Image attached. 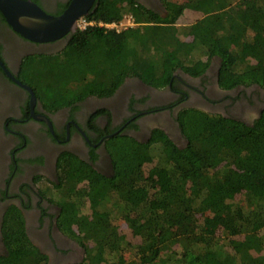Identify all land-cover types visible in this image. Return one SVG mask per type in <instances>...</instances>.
<instances>
[{
    "label": "trees",
    "instance_id": "obj_1",
    "mask_svg": "<svg viewBox=\"0 0 264 264\" xmlns=\"http://www.w3.org/2000/svg\"><path fill=\"white\" fill-rule=\"evenodd\" d=\"M162 1L164 17L136 0H96L85 18L110 22L127 12L137 26L121 32L98 26L78 30L57 53L26 57L21 73L31 77L30 85L50 109L110 95L127 76L163 87L176 68L168 67L167 58L186 55L176 22L198 0ZM205 1L210 9L202 22L183 28L186 35H199L206 58L196 65L203 71L218 55L223 87L264 88V0ZM180 120L186 148L157 130L154 146L118 147L115 177L76 190L74 175L69 176L67 226L76 225L73 234L86 244L81 264H264V110L250 125L197 110H186ZM146 160L155 165L147 173ZM237 195L243 198L236 200ZM87 201L91 213L84 214ZM11 215L3 224L7 252L0 264H47L25 231L22 214ZM120 219L143 239L132 260L123 256L131 243L120 232Z\"/></svg>",
    "mask_w": 264,
    "mask_h": 264
},
{
    "label": "flooded vegetation",
    "instance_id": "obj_2",
    "mask_svg": "<svg viewBox=\"0 0 264 264\" xmlns=\"http://www.w3.org/2000/svg\"><path fill=\"white\" fill-rule=\"evenodd\" d=\"M32 1L60 15L71 0ZM136 1L162 17L167 15L162 0ZM69 35L35 42L16 32L0 12V58L9 72L0 65V256L7 252L2 231L5 217L21 213L29 239L47 257V264L83 263L86 244L73 234L76 225L72 224V230L67 226L72 221L67 214L72 203L68 200L61 205L52 198L65 189L70 175H74L76 190H84L94 180L115 177L118 147L124 149L133 142L152 144L157 130L178 148H186L189 141L180 120L186 110L247 125L264 110L262 86L221 85L218 55L211 57L203 71L197 65L176 67L163 87L127 76L110 95H89L50 109L21 80L23 61L41 53H57ZM24 85L33 90L34 101Z\"/></svg>",
    "mask_w": 264,
    "mask_h": 264
},
{
    "label": "water",
    "instance_id": "obj_3",
    "mask_svg": "<svg viewBox=\"0 0 264 264\" xmlns=\"http://www.w3.org/2000/svg\"><path fill=\"white\" fill-rule=\"evenodd\" d=\"M95 0H71L60 15H52L32 0H0V12L6 22L23 37L35 42H52L78 31L81 17L89 14ZM0 65L8 70L0 58ZM19 84L21 82L17 80ZM32 100L35 94L30 86Z\"/></svg>",
    "mask_w": 264,
    "mask_h": 264
},
{
    "label": "rangeland",
    "instance_id": "obj_4",
    "mask_svg": "<svg viewBox=\"0 0 264 264\" xmlns=\"http://www.w3.org/2000/svg\"><path fill=\"white\" fill-rule=\"evenodd\" d=\"M209 9H210V7L208 6V3L205 0L204 1L198 0L194 4L193 8H187L183 12V14L178 18V20L176 22V26L180 29V32H182L180 34V39L185 43L184 48L182 47L183 49H180L181 50L180 52H182V50H184V53H186V55L181 56V55H177L176 53H173L171 55V57L167 58L169 60V62L171 63L168 66L170 69L172 67H175V66L176 67L180 66V65L177 66V64L179 62L180 63L182 62L184 64V66H187V65L193 66V65H196L198 62H201L202 60H204L206 58V57H204V59H202L203 58L202 47H201L200 43L197 42L199 35L195 34L194 32H191L190 34L186 35L183 33V28L190 27V26L197 27L202 22V19L204 18V16L206 14H208ZM200 31L202 32V30H200ZM20 78L24 83H27L29 85L31 84L30 83L31 81H29L31 79V77L28 78V74H26L25 72H23V74L21 73ZM190 113L191 112H188V114H190ZM185 120H188V119L186 118ZM182 121H184V117H183ZM188 124L190 125V123H188ZM151 145H153V144H151ZM116 154L120 155V152H116ZM131 156H132L131 154H128V156L126 158H129ZM154 166L155 165L153 163H151L150 161L146 160L143 162V169L146 173L148 171H150V169ZM125 169H127V168H125ZM45 191H46V194L51 193L48 188ZM53 195L54 196H52V198L53 199H59V203H61V205H65L66 202L69 200L68 198H70L68 191L65 189H62L59 193L55 192V194L53 193ZM242 198H243L242 195H237L236 200L237 199L239 200ZM89 204H90V201H87L82 206V212L84 214L91 213V209L88 208ZM8 214H13V213H8ZM116 223L118 224L120 232L126 237L127 241L129 243H131V248L125 250L123 252V256L127 260H132L135 257L134 256V249L142 243L143 239L140 236L134 235V233L132 232V229L127 225L125 220L120 219V220H117ZM73 231L75 233L77 232L76 227L74 228ZM177 248H178V246H176V249Z\"/></svg>",
    "mask_w": 264,
    "mask_h": 264
},
{
    "label": "built area",
    "instance_id": "obj_5",
    "mask_svg": "<svg viewBox=\"0 0 264 264\" xmlns=\"http://www.w3.org/2000/svg\"><path fill=\"white\" fill-rule=\"evenodd\" d=\"M93 26L104 28L107 31L113 30L116 32H121L137 26V22L134 16L127 12L124 13L120 19L110 22L104 20L87 19L85 17H81L78 20V24H77L78 30H86L87 28Z\"/></svg>",
    "mask_w": 264,
    "mask_h": 264
}]
</instances>
